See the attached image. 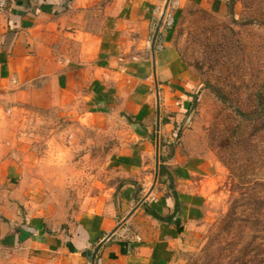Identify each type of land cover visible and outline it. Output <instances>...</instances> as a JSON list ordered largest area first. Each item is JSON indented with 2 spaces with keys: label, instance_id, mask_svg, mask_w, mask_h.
<instances>
[{
  "label": "crops",
  "instance_id": "crops-1",
  "mask_svg": "<svg viewBox=\"0 0 264 264\" xmlns=\"http://www.w3.org/2000/svg\"><path fill=\"white\" fill-rule=\"evenodd\" d=\"M11 1L0 16V98L86 121L119 118L128 137L107 161L114 181L70 217L49 203L0 124V264H176L211 191L194 184L200 166L165 153L171 116L196 88L172 31L184 8L224 15L228 0ZM168 11L174 25L164 32Z\"/></svg>",
  "mask_w": 264,
  "mask_h": 264
},
{
  "label": "rangeland",
  "instance_id": "rangeland-1",
  "mask_svg": "<svg viewBox=\"0 0 264 264\" xmlns=\"http://www.w3.org/2000/svg\"><path fill=\"white\" fill-rule=\"evenodd\" d=\"M228 4L224 15L184 8L172 31L196 88L171 116L165 153L200 166L194 184L211 191L176 264H264V0ZM0 124L49 203L70 217L114 181L107 161L128 137L119 118L86 121L31 100L0 98Z\"/></svg>",
  "mask_w": 264,
  "mask_h": 264
},
{
  "label": "built area",
  "instance_id": "built-area-1",
  "mask_svg": "<svg viewBox=\"0 0 264 264\" xmlns=\"http://www.w3.org/2000/svg\"><path fill=\"white\" fill-rule=\"evenodd\" d=\"M11 0H0V16L5 15L11 5ZM174 25V18L172 15V11H168L165 13L164 22H163V31L166 32L171 29ZM0 248H1V240H0ZM95 264V263H94Z\"/></svg>",
  "mask_w": 264,
  "mask_h": 264
},
{
  "label": "water",
  "instance_id": "water-1",
  "mask_svg": "<svg viewBox=\"0 0 264 264\" xmlns=\"http://www.w3.org/2000/svg\"><path fill=\"white\" fill-rule=\"evenodd\" d=\"M156 130H157V136H156V172H155V183H156V181L158 179V175H159V147H160V136H159V132H160V98H159V94L158 93H157V128H156ZM142 204H143V202L140 203V205H142Z\"/></svg>",
  "mask_w": 264,
  "mask_h": 264
},
{
  "label": "trees",
  "instance_id": "trees-1",
  "mask_svg": "<svg viewBox=\"0 0 264 264\" xmlns=\"http://www.w3.org/2000/svg\"><path fill=\"white\" fill-rule=\"evenodd\" d=\"M229 8H230V5H229ZM176 206H178V204H176Z\"/></svg>",
  "mask_w": 264,
  "mask_h": 264
}]
</instances>
